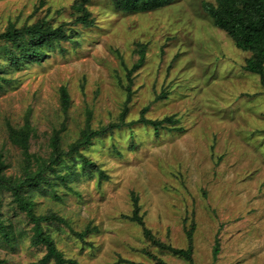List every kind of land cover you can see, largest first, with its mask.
<instances>
[{
	"label": "rangeland",
	"instance_id": "rangeland-1",
	"mask_svg": "<svg viewBox=\"0 0 264 264\" xmlns=\"http://www.w3.org/2000/svg\"><path fill=\"white\" fill-rule=\"evenodd\" d=\"M77 1L0 0V34L48 22L68 36L20 70L0 56L3 174L25 171L10 126L29 123L30 152L44 159L59 134L70 177L36 191L35 212L61 218L43 225L67 264H264V85L245 70L251 53L208 15L205 4L217 1L129 14L90 0L92 26L78 21ZM143 116L171 121L156 129ZM88 129L107 130L74 150ZM136 202L144 225L131 219ZM0 211L17 235L12 246L0 235V264H55L43 263L46 249L32 245V224L7 189ZM145 229L192 247V261L154 245Z\"/></svg>",
	"mask_w": 264,
	"mask_h": 264
},
{
	"label": "trees",
	"instance_id": "trees-1",
	"mask_svg": "<svg viewBox=\"0 0 264 264\" xmlns=\"http://www.w3.org/2000/svg\"><path fill=\"white\" fill-rule=\"evenodd\" d=\"M89 1L80 0L74 5V9L79 14L78 21L85 26L93 25L91 13L86 7ZM216 1V7L212 4H205V9L209 13L208 15L212 18L216 27L228 34L238 49L251 53V56L246 61L245 70L260 75L264 85V0ZM173 2L174 0H113L117 11L129 14L156 11L169 6ZM67 38L68 36L64 28H54L48 22L34 24L21 29L12 26L6 32L0 34V56L4 57V61H6V65L10 69L20 70L28 61L41 62L47 56V49H54L56 44L60 45L61 39ZM141 54L136 68L140 67L145 61L144 50H142ZM3 65V62H0V82H7V79L1 76L4 73L2 70ZM62 102L65 109H67L69 106V95L65 88H62ZM141 121L159 129L165 122L171 121V119L158 121L150 120L143 116ZM9 130L12 143L21 150L25 158V171L23 177H7L3 174L6 164L2 160V154H0V191L7 189L12 193L15 205L20 212L26 215L32 224V245L37 247L44 246L46 249L43 263L54 260L55 264H67L71 261L66 259L58 249L55 239L43 225L47 221L62 220L55 213L41 216L36 214L35 192L47 191L55 185L54 181L65 184L68 182L70 173H63V171L68 162L67 158L71 154L61 148L60 136L56 134L51 142L52 152L49 158L36 157L30 152V139L33 130L30 124L27 123L22 128L10 126ZM106 130L88 129L83 131L81 138L74 146V150L89 145L94 137L104 134ZM83 160L84 167L97 168L85 156H83ZM33 161L36 162V169L32 168ZM101 173L103 172L101 171ZM138 211L139 206L136 202L134 216L131 219L144 225ZM0 235L11 246L17 240L13 225L5 222L1 211ZM145 235L154 245L161 249L183 257L187 261H192V247L188 249L172 247L156 239L148 229H145ZM78 236L83 237L81 234H78ZM218 252L219 249L216 248L215 255Z\"/></svg>",
	"mask_w": 264,
	"mask_h": 264
}]
</instances>
